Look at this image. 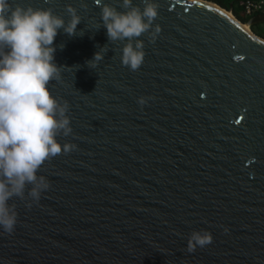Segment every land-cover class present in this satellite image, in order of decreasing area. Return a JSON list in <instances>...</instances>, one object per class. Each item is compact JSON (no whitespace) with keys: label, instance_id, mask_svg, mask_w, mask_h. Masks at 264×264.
I'll return each mask as SVG.
<instances>
[{"label":"water","instance_id":"95a60500","mask_svg":"<svg viewBox=\"0 0 264 264\" xmlns=\"http://www.w3.org/2000/svg\"><path fill=\"white\" fill-rule=\"evenodd\" d=\"M17 3L81 19L56 36L48 85L68 105L58 140L74 147L43 162L38 203L10 200L0 264H264V39L250 30L264 13L243 24L210 1L157 0L160 31L138 37L131 70L128 40L110 41L100 19L121 0ZM193 231L211 243L189 251Z\"/></svg>","mask_w":264,"mask_h":264},{"label":"clouds","instance_id":"9594fccd","mask_svg":"<svg viewBox=\"0 0 264 264\" xmlns=\"http://www.w3.org/2000/svg\"><path fill=\"white\" fill-rule=\"evenodd\" d=\"M121 6L124 11L101 3L100 19L110 41L128 40L121 61L137 70L145 55L138 37L148 32L154 37L160 31L154 28L159 5L157 0H144L141 9L133 0H121ZM67 12L71 18L66 22L50 8L13 6V0H0V229L8 233L18 221L10 200L19 198L28 207L38 203L50 187L47 178L38 175L43 162L74 147L58 140L72 132L68 105L61 104L48 87L61 74L55 62L56 36L61 29L76 35L81 22L75 8L69 6ZM99 59L96 53L93 60ZM138 102L145 103L143 98ZM211 239L208 232L193 231L188 250L206 246Z\"/></svg>","mask_w":264,"mask_h":264},{"label":"trees","instance_id":"16d2710c","mask_svg":"<svg viewBox=\"0 0 264 264\" xmlns=\"http://www.w3.org/2000/svg\"><path fill=\"white\" fill-rule=\"evenodd\" d=\"M215 3L223 9L231 12L232 15L241 23L246 24L249 17L244 14V6L247 2H253L256 0H206ZM250 30L257 37L264 39V25L251 26Z\"/></svg>","mask_w":264,"mask_h":264},{"label":"built area","instance_id":"2783aa9c","mask_svg":"<svg viewBox=\"0 0 264 264\" xmlns=\"http://www.w3.org/2000/svg\"><path fill=\"white\" fill-rule=\"evenodd\" d=\"M262 13H264V0L247 2L244 6V14L246 17L251 18Z\"/></svg>","mask_w":264,"mask_h":264},{"label":"bare ground","instance_id":"6f19581e","mask_svg":"<svg viewBox=\"0 0 264 264\" xmlns=\"http://www.w3.org/2000/svg\"><path fill=\"white\" fill-rule=\"evenodd\" d=\"M245 28H247L246 25H245Z\"/></svg>","mask_w":264,"mask_h":264}]
</instances>
